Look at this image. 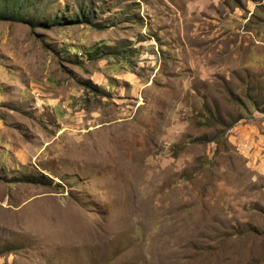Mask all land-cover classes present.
Listing matches in <instances>:
<instances>
[{
	"label": "rangeland",
	"instance_id": "rangeland-1",
	"mask_svg": "<svg viewBox=\"0 0 264 264\" xmlns=\"http://www.w3.org/2000/svg\"><path fill=\"white\" fill-rule=\"evenodd\" d=\"M21 1L0 264H264V0Z\"/></svg>",
	"mask_w": 264,
	"mask_h": 264
},
{
	"label": "trees",
	"instance_id": "trees-1",
	"mask_svg": "<svg viewBox=\"0 0 264 264\" xmlns=\"http://www.w3.org/2000/svg\"><path fill=\"white\" fill-rule=\"evenodd\" d=\"M22 1L21 0H5V1H0V18L3 17V15L7 12H9V15L11 17H14L15 15H18L19 12V7L21 5ZM62 13V12H61ZM59 15V14H58ZM58 15H54L52 18V22H54L55 25H61L59 24V21H61L62 17H58Z\"/></svg>",
	"mask_w": 264,
	"mask_h": 264
}]
</instances>
